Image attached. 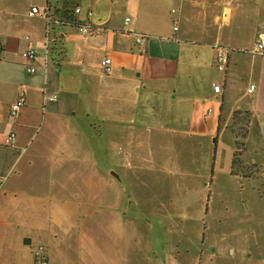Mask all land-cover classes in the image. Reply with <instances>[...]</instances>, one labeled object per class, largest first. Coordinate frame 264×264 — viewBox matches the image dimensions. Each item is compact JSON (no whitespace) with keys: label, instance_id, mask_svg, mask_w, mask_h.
Segmentation results:
<instances>
[{"label":"rangeland","instance_id":"374dc122","mask_svg":"<svg viewBox=\"0 0 264 264\" xmlns=\"http://www.w3.org/2000/svg\"><path fill=\"white\" fill-rule=\"evenodd\" d=\"M203 2L212 6L207 13L200 7ZM216 2L223 4L222 0H169L161 14L165 32L146 31L151 39L173 44L169 57L177 51L172 46L180 43L205 50L192 76L210 90L214 83L227 84L221 121L219 108H207L215 122L219 119L218 133L208 137L191 133L186 110L168 112L179 115L178 121L151 116L144 109V94H135L131 84L115 83L108 89L103 75L101 88H89L92 93L85 97L94 115L78 119L72 128L79 138L78 144H72L79 146L74 164L101 175L80 177L87 196L77 204L78 219L54 228L57 240L37 243L33 256L44 246L48 264H264V163L259 168L241 163L237 176L232 175L236 151L232 130L244 132L247 116L236 115L235 123L234 114L229 117L234 105L241 104L238 99L248 86L251 61L260 57L251 54L252 31L234 32V4L230 18L231 7H217ZM15 9L14 18L2 17L0 36L14 24L21 36L32 38L37 21L26 15L28 1L17 0ZM242 19L248 21L247 16ZM216 43L229 52L225 72L219 71L210 53ZM70 102H77V97ZM252 144L250 156L257 157L259 146L264 151L261 126L254 127ZM241 154L246 164L247 149Z\"/></svg>","mask_w":264,"mask_h":264},{"label":"crops","instance_id":"0c3cea01","mask_svg":"<svg viewBox=\"0 0 264 264\" xmlns=\"http://www.w3.org/2000/svg\"><path fill=\"white\" fill-rule=\"evenodd\" d=\"M27 1L26 15L37 21L35 29L29 31L33 37L27 40L21 36V29L14 24L0 36V264H35L33 248L37 243H53L58 238L54 228L78 219L77 204L87 196L80 177L101 173L74 164L72 158L78 155L79 146L72 144H78L79 138L72 128L78 119L89 120L94 115L85 97L92 93L89 88L100 87L103 75L107 76L103 86L108 89L115 83L131 84L135 94H144V102L150 105L144 109L151 116L178 121L179 115L169 114L170 110L189 111L191 133L204 137L214 136L220 125L207 108H219V118L222 117L227 97V84L222 87L214 83L213 87L221 88L216 93L214 88L200 86L192 76V68L203 61L204 49L175 44L172 47L177 51L169 57L167 51L173 44L147 35L149 28L165 32L161 14L169 0ZM222 3L231 7L227 11L230 18L234 4V32L252 31L256 43L264 33V0ZM16 4L17 0H0V21L8 14L14 18ZM223 4L216 2L217 7ZM210 5L203 2L200 7L207 13ZM32 8H38L40 13L49 8L56 20L89 24L95 31L84 36L75 24L55 25L50 38L48 33L46 36L45 19L40 14L29 15ZM77 8H81L80 14L75 13ZM245 16L246 22L242 19ZM206 26L204 18V31ZM138 35L146 37L142 44L137 43ZM28 47L40 55L35 74L29 72L28 63L22 58ZM210 47L215 60L220 48L227 51L217 43ZM259 57L250 63L249 83L238 99L241 104L229 112L230 118L241 112L250 120L248 161L243 166L248 168H259L264 163L262 146L257 148V157L250 156L254 127L264 128V56ZM106 58L112 60L111 75L101 72ZM139 83H143L141 88ZM252 85L255 90L249 93ZM21 96H25L26 104L12 118L11 108ZM74 97L77 102L73 105L70 100ZM246 97L249 99L243 101ZM164 111L168 114L160 115ZM10 133H15L16 138L7 145L5 140ZM111 174L120 179L113 171Z\"/></svg>","mask_w":264,"mask_h":264},{"label":"built area","instance_id":"2783aa9c","mask_svg":"<svg viewBox=\"0 0 264 264\" xmlns=\"http://www.w3.org/2000/svg\"><path fill=\"white\" fill-rule=\"evenodd\" d=\"M81 8H77L75 10L76 14L81 13ZM230 13V12H229ZM41 15L42 18L45 19L46 24H47V33L50 35L52 27L55 25H60V26H65V25H71L75 24L78 28V31L81 35L84 36H89L94 33L95 29L89 25V24H81V23H75V22H69V21H60L56 20L53 14L51 13L50 9H46L44 12L40 13L38 8H32L29 15L31 17H34L36 15ZM130 21V19H127V23ZM102 31L103 29H99ZM29 40V38H26ZM146 39L144 35H138L137 43L142 44L143 41ZM252 54L257 55V56H264V33L259 36V39L254 45V49L252 50ZM22 58L24 61L28 63V70L30 73L35 74L37 72L36 64L39 62L40 55L37 52V50L33 47H28L26 50L22 52ZM229 53L228 51L224 49H219L218 54H217V67L219 71L225 72L227 71L228 65H229ZM101 68L106 75H111L113 72L112 68V60L110 58H106L102 61L101 63ZM214 90L216 93L221 92V88L217 85H214ZM255 90V86H250L248 92L253 93ZM26 104V98L25 96H21L17 99V101L13 104L10 115L12 118H16L18 116V113L20 109ZM16 138L15 133H10L6 140L5 143L7 145H10L14 142ZM34 258L37 262V264H48L47 258H46V248L44 246H39L35 251H34Z\"/></svg>","mask_w":264,"mask_h":264},{"label":"trees","instance_id":"16d2710c","mask_svg":"<svg viewBox=\"0 0 264 264\" xmlns=\"http://www.w3.org/2000/svg\"><path fill=\"white\" fill-rule=\"evenodd\" d=\"M52 51H53V49H52ZM239 114L241 115L242 113L241 112H236L235 117H234V123H235V120L238 119L236 115H239ZM220 121H221V117H220ZM239 125H241V124H239ZM232 131H233V133H234V135L236 137V151H235V154H234L232 175L237 176V174L239 173V171L237 170V168H239V164L242 163L241 166L242 167L244 166V164L242 162L243 154H241V153L245 152L246 149H247L246 148V146H247L246 142H247V139H248L249 134H250V120L248 119V117H247L246 127H245L244 132H241L242 131L241 128L240 129L234 128Z\"/></svg>","mask_w":264,"mask_h":264}]
</instances>
